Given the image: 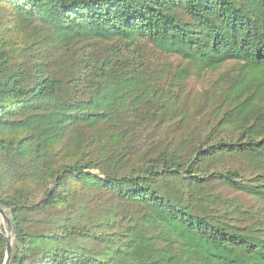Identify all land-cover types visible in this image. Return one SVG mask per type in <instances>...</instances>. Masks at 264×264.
I'll use <instances>...</instances> for the list:
<instances>
[{"label":"trees","instance_id":"trees-1","mask_svg":"<svg viewBox=\"0 0 264 264\" xmlns=\"http://www.w3.org/2000/svg\"><path fill=\"white\" fill-rule=\"evenodd\" d=\"M0 208L8 264H264V0H0Z\"/></svg>","mask_w":264,"mask_h":264},{"label":"rangeland","instance_id":"rangeland-1","mask_svg":"<svg viewBox=\"0 0 264 264\" xmlns=\"http://www.w3.org/2000/svg\"><path fill=\"white\" fill-rule=\"evenodd\" d=\"M208 77L205 78L204 81H195L193 83V86L196 88H201L202 84L207 83ZM174 127H170V130H172ZM167 129V128H166ZM229 131V128H225ZM175 128L172 130V132H175ZM222 166L224 167H235V168H242L243 164L242 161L238 156H233L229 158H219L211 162L210 167L215 169H220ZM221 170V169H220ZM206 190H209L211 193L216 195L220 200L216 205L215 211L216 212H222L226 211L229 213L231 211L230 205L238 204L241 207H244L245 209H253L256 208L257 203L254 202L248 195H245L243 193L237 192L233 190L230 187L224 186L218 182H213L210 184V186L206 187ZM240 219H243V216L239 215ZM1 221V220H0Z\"/></svg>","mask_w":264,"mask_h":264},{"label":"water","instance_id":"water-1","mask_svg":"<svg viewBox=\"0 0 264 264\" xmlns=\"http://www.w3.org/2000/svg\"><path fill=\"white\" fill-rule=\"evenodd\" d=\"M0 220L5 227L6 236H7L6 249H5V260L3 264H8L9 259H10V254H11V243H12V238L14 235V227L10 219L6 215L4 209L2 208H0Z\"/></svg>","mask_w":264,"mask_h":264}]
</instances>
